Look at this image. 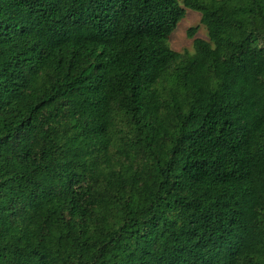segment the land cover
Instances as JSON below:
<instances>
[{"label":"trees","instance_id":"16d2710c","mask_svg":"<svg viewBox=\"0 0 264 264\" xmlns=\"http://www.w3.org/2000/svg\"><path fill=\"white\" fill-rule=\"evenodd\" d=\"M0 264H264V0H0Z\"/></svg>","mask_w":264,"mask_h":264},{"label":"rangeland","instance_id":"374dc122","mask_svg":"<svg viewBox=\"0 0 264 264\" xmlns=\"http://www.w3.org/2000/svg\"><path fill=\"white\" fill-rule=\"evenodd\" d=\"M194 28L198 29L194 38L208 40V32L201 23V15L189 10L170 38L168 42L170 47L178 53L192 54L194 52V38L189 37V31Z\"/></svg>","mask_w":264,"mask_h":264}]
</instances>
